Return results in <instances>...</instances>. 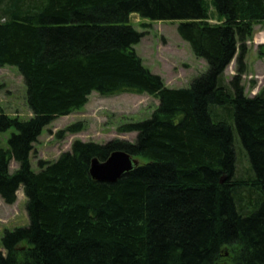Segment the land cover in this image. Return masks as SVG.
<instances>
[{
	"label": "trees",
	"instance_id": "16d2710c",
	"mask_svg": "<svg viewBox=\"0 0 264 264\" xmlns=\"http://www.w3.org/2000/svg\"><path fill=\"white\" fill-rule=\"evenodd\" d=\"M132 15L179 22L208 71L189 88H169L138 55L144 34ZM260 23L264 0H0V69H18L32 113L26 120L0 107V134L11 133L0 142V198L13 205L23 188L29 218L4 232L0 264H264V87L248 96L243 85ZM93 93L148 95L159 105L119 127L135 141L77 140L35 172L44 129ZM117 151L140 166L116 183L95 181L92 161Z\"/></svg>",
	"mask_w": 264,
	"mask_h": 264
},
{
	"label": "rangeland",
	"instance_id": "374dc122",
	"mask_svg": "<svg viewBox=\"0 0 264 264\" xmlns=\"http://www.w3.org/2000/svg\"><path fill=\"white\" fill-rule=\"evenodd\" d=\"M134 28L143 33L141 42L135 46L144 65L154 74L162 77L165 84L172 89L189 88L191 82L208 71L205 60L199 59L193 53L190 45L183 41L178 32L179 22H162L142 19L138 15L131 16ZM145 25V26H143ZM254 38L248 43L246 57L247 70L243 76V85L248 96H254L264 87V56L259 47L264 44V23L254 27ZM264 51V49H263ZM236 61L226 70L228 81L236 73ZM159 105V100L148 95L122 94L105 97L93 93L87 106L70 116L58 118L44 129L43 134L35 144V152L31 156L32 169L40 171L39 161L57 160L62 153L71 151L75 141L107 143L113 139L135 141L136 134H119V127L129 122H140L149 119ZM0 107L12 117L19 116L29 119L32 113L26 103V86L23 77L16 67L0 69ZM84 122L85 130L75 134L61 135L70 125ZM11 133L0 134V142L6 146ZM236 139V149L239 156V172L244 174L249 164ZM241 149V150H240ZM18 168L12 161L11 173ZM17 202L6 204L0 198V248L6 230H14L29 225L26 210L27 199L23 188L17 194ZM229 256V250L225 252Z\"/></svg>",
	"mask_w": 264,
	"mask_h": 264
},
{
	"label": "water",
	"instance_id": "95a60500",
	"mask_svg": "<svg viewBox=\"0 0 264 264\" xmlns=\"http://www.w3.org/2000/svg\"><path fill=\"white\" fill-rule=\"evenodd\" d=\"M140 166V161L123 151L112 153L105 161L94 159L90 174L95 181L116 183Z\"/></svg>",
	"mask_w": 264,
	"mask_h": 264
}]
</instances>
